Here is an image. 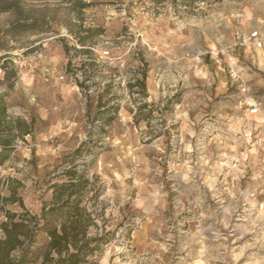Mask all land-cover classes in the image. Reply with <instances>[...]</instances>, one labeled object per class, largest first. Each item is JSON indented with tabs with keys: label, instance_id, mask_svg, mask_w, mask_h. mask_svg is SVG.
Returning a JSON list of instances; mask_svg holds the SVG:
<instances>
[{
	"label": "rangeland",
	"instance_id": "obj_1",
	"mask_svg": "<svg viewBox=\"0 0 264 264\" xmlns=\"http://www.w3.org/2000/svg\"><path fill=\"white\" fill-rule=\"evenodd\" d=\"M22 1L48 24L7 32L0 13V94L31 129L0 206L12 187L39 214L74 168L105 238L89 264H264V51L235 35L264 38V0Z\"/></svg>",
	"mask_w": 264,
	"mask_h": 264
},
{
	"label": "trees",
	"instance_id": "obj_2",
	"mask_svg": "<svg viewBox=\"0 0 264 264\" xmlns=\"http://www.w3.org/2000/svg\"><path fill=\"white\" fill-rule=\"evenodd\" d=\"M72 7L81 11L91 3L85 0H66ZM14 12L7 32L36 29L47 31L48 15L43 8L39 14H31L22 0H0V13ZM79 27L82 25L79 24ZM84 36H78L81 46L99 32L86 28ZM72 32V31H71ZM65 52L68 48L64 45ZM145 73L136 78L135 85L141 92L145 90ZM83 87L82 83H77ZM29 123L20 117H11L7 104L0 94V164L7 160L13 150L15 138L30 134ZM79 152V151H77ZM68 180L53 186L51 198L43 204L39 214H31L24 209L14 188L9 187L8 195L1 197L0 210L4 219L0 222V264H89L95 251L105 242L104 235L90 233L96 228L94 212L85 203V195L80 191L76 169L65 171ZM19 203L20 212L5 209L4 204ZM42 231L46 235L43 246H37L36 238Z\"/></svg>",
	"mask_w": 264,
	"mask_h": 264
},
{
	"label": "built area",
	"instance_id": "obj_3",
	"mask_svg": "<svg viewBox=\"0 0 264 264\" xmlns=\"http://www.w3.org/2000/svg\"><path fill=\"white\" fill-rule=\"evenodd\" d=\"M235 35L239 40L237 42L239 45L241 44L251 45V46H254L255 48L263 47L264 41L258 30H253L247 33H244L243 31H237ZM229 75L232 81H236V82L238 81V75L233 69L229 71ZM242 103H246L249 106H251V108L249 109V112L251 114L257 113L258 108L255 106L254 102L251 103L249 101H245V100L242 101L241 99H239L238 104L241 105Z\"/></svg>",
	"mask_w": 264,
	"mask_h": 264
},
{
	"label": "crops",
	"instance_id": "obj_4",
	"mask_svg": "<svg viewBox=\"0 0 264 264\" xmlns=\"http://www.w3.org/2000/svg\"><path fill=\"white\" fill-rule=\"evenodd\" d=\"M248 32H250V31H248ZM262 38H263V36H262ZM263 41H264V38H263ZM252 48H253L254 52L258 54V53H261L264 51V44H263L262 48H255L254 46H252Z\"/></svg>",
	"mask_w": 264,
	"mask_h": 264
}]
</instances>
